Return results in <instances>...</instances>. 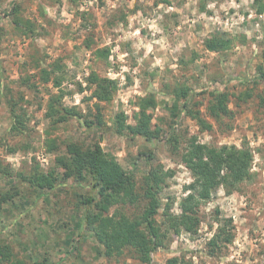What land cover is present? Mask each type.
Returning <instances> with one entry per match:
<instances>
[{"label": "rangeland", "instance_id": "1", "mask_svg": "<svg viewBox=\"0 0 264 264\" xmlns=\"http://www.w3.org/2000/svg\"><path fill=\"white\" fill-rule=\"evenodd\" d=\"M13 5L18 16L34 24L33 32L14 28L7 15ZM212 33L231 37L230 47L207 50L204 39ZM96 49L106 51L95 55ZM51 63L58 66L54 75L61 81L62 104L81 113L57 125L46 108L49 94L59 89L38 76L39 68ZM91 71L116 80L111 101L91 97L85 80ZM262 72L264 0H0V189L13 186L19 192L0 210V243L28 264L44 256L49 264H145L127 248L120 256L99 254L100 245L84 223L90 206L81 203V196L97 198L89 185L61 179L59 167L50 190L35 189L17 174L49 171L68 141L99 142L132 173L138 192L149 167L157 168L159 223L167 208L178 214L191 192L187 187L194 177L182 154L196 136L213 147H248L249 176L229 191L218 185L200 204L197 230L169 232L164 247L152 252V262L264 264ZM183 86L188 93L176 101L174 90ZM217 91L228 92L231 110L220 120L207 112ZM149 93L157 101L150 112L158 137L116 132L117 114L134 123L138 97ZM183 104L198 109L211 128L201 130ZM13 114L24 123L17 130L11 129ZM54 141L56 152L49 151ZM146 202L115 205L110 213L133 216Z\"/></svg>", "mask_w": 264, "mask_h": 264}, {"label": "trees", "instance_id": "2", "mask_svg": "<svg viewBox=\"0 0 264 264\" xmlns=\"http://www.w3.org/2000/svg\"><path fill=\"white\" fill-rule=\"evenodd\" d=\"M17 9V5H13L7 13L13 17L11 21L14 28L23 34L33 32L34 24L31 20L18 16ZM231 41L228 35L212 33L204 39V47L209 51L222 52L230 47ZM105 51V49H96L94 53L99 55ZM56 68L58 66L52 63L47 67L39 68V79L45 83H51L54 87H60L61 81L54 75ZM261 75L264 78V72ZM85 80L92 89L91 97L98 101H111L116 90V80L100 77L94 71L89 72ZM63 93L59 89L58 92L49 94L46 116L53 125L81 116L75 107L62 104ZM187 93V87L183 86L174 90L173 95L177 101L181 97H186ZM228 100V92H213L208 105V115L220 120L222 116L231 114L227 105ZM156 104V98L152 93L138 97V111L134 114V123H126V117L121 112L117 114L116 132L123 134L126 131L131 136H141L145 139L158 137V128L153 129L151 126L152 113L150 112V108H154ZM174 105L170 108L172 115H175L177 102ZM183 108L187 115L196 120L201 130L211 128V123L202 117L198 109L188 108L186 104H183ZM85 122L88 126L91 125V121L85 120ZM98 122L102 123L101 120ZM18 124L24 125L22 116L13 114L11 129L17 130ZM57 150L58 146L54 141L49 151L56 152ZM148 156L151 157V154L149 153ZM182 160L194 177L187 187L191 189V192L180 202L178 214H173L167 208L163 213V222L159 223L156 219L160 206L158 197L160 175L157 168L149 167L144 176L143 192H138L132 173L124 169L116 157L105 151L99 142L85 146L79 142L68 141L65 143L64 151L56 153L55 166L49 171L45 173L34 171L29 175L18 172L17 176L21 177L22 181L29 182V186L35 189L50 190L54 188L55 182L59 179L55 174V168L59 167L63 170L61 179L73 178L80 184L89 185L96 191L97 198L81 196V203L90 206L85 211L84 223L100 245L99 254L108 258L120 256L127 248L132 251L134 258L140 263L154 264L152 252L159 247H164V238L169 232L178 233L181 229L189 232L197 230L200 222L198 214L200 204L209 200L212 191L218 185L224 186L229 191L249 176L252 154L248 147L238 148L234 145L213 147L199 142L196 136H191L182 154ZM18 194V190L13 186L7 191L0 189V210L3 203ZM144 199L147 202L136 215L130 216L121 211L110 213L112 206L136 205ZM214 237L211 239L212 242H214ZM167 262L174 264L176 258H169ZM0 264L28 263L23 259L14 258L10 246L0 243ZM32 264L49 263L44 256Z\"/></svg>", "mask_w": 264, "mask_h": 264}]
</instances>
